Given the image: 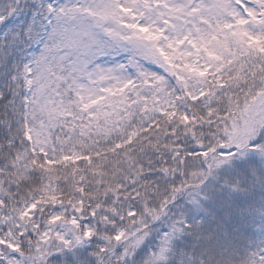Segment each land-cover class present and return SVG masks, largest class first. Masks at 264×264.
Returning <instances> with one entry per match:
<instances>
[{"label":"snow or ice","instance_id":"snow-or-ice-1","mask_svg":"<svg viewBox=\"0 0 264 264\" xmlns=\"http://www.w3.org/2000/svg\"><path fill=\"white\" fill-rule=\"evenodd\" d=\"M0 264H264V0H0Z\"/></svg>","mask_w":264,"mask_h":264}]
</instances>
